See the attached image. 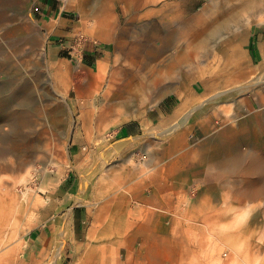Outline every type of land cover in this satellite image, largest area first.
<instances>
[{
	"label": "rangeland",
	"instance_id": "obj_1",
	"mask_svg": "<svg viewBox=\"0 0 264 264\" xmlns=\"http://www.w3.org/2000/svg\"><path fill=\"white\" fill-rule=\"evenodd\" d=\"M42 1L0 0V250L17 240L33 195L44 193L46 176L68 162L72 141L99 146L103 136L128 120L148 118L173 89H184L199 76L208 91L198 108L215 105L209 112L214 127L231 132L225 139L195 133L187 140L189 146L208 151L196 156L199 174L213 175L189 188L191 198L199 200L190 222L192 258L200 264H264V193L243 194L254 178L243 172L246 157L230 172H219L216 163L264 141V68L247 64L236 49L230 48L231 58L214 49L236 40L251 24L264 23V3L261 10L241 12L221 27L210 40L209 54L196 53L178 64L177 51L214 31L220 23L216 17L236 0H58L60 13L46 21L38 9ZM180 8L183 18L175 14ZM80 9L89 20L85 26ZM102 15L114 18L109 37L91 25ZM90 47L105 49L107 58L92 63L86 57ZM191 60L193 68L186 65ZM98 70L103 78L97 77ZM112 82L120 89L111 102L104 90ZM149 138L156 147L172 143L168 137ZM140 154L132 153L134 162ZM60 237L51 261L55 257L54 262L69 264L79 256L73 242ZM139 243L133 239L119 251L113 244V252L121 261H147V248L140 249Z\"/></svg>",
	"mask_w": 264,
	"mask_h": 264
},
{
	"label": "crops",
	"instance_id": "obj_2",
	"mask_svg": "<svg viewBox=\"0 0 264 264\" xmlns=\"http://www.w3.org/2000/svg\"><path fill=\"white\" fill-rule=\"evenodd\" d=\"M57 1L37 3L44 21L60 13ZM236 37L225 42L227 53L236 49L247 64L264 68V23L251 24ZM107 53L90 47L86 57L98 64ZM186 65L193 68L195 64L191 60ZM206 89L204 79L193 76L184 89H173L168 99L151 108L148 118L146 114L143 120L124 122L112 135L103 136L99 146L72 141L68 162L46 176L44 193L33 195L17 240L0 250V264H63L59 259L54 262L55 257L51 261L59 235L73 242L72 250L79 256L69 264H177L172 260L200 264L192 258L194 247L189 238L194 230L191 219L197 216L194 203L199 200L191 198L189 188L202 178L209 179L208 173L199 174L201 164L196 158L208 151L189 146L187 140L195 133L211 138L218 131L209 116L215 105L197 109ZM220 112L230 117L229 111ZM147 137H168L172 143L156 147ZM135 150L146 158L134 162ZM138 238L140 249L147 248V261H121L113 252V244L119 251Z\"/></svg>",
	"mask_w": 264,
	"mask_h": 264
},
{
	"label": "bare ground",
	"instance_id": "obj_3",
	"mask_svg": "<svg viewBox=\"0 0 264 264\" xmlns=\"http://www.w3.org/2000/svg\"><path fill=\"white\" fill-rule=\"evenodd\" d=\"M227 3H229V0ZM263 3H264V0H236L235 5L228 8L229 10H225L223 13H221V16L216 17V19H218L217 21L220 23H218V25L216 26V29L214 31H209L206 33V35L200 36L197 40L196 39L194 41L192 40V42H194V43L191 42V44L187 45L185 48L177 51L176 60H179L178 64H183L185 61H187L186 57H192L193 54H196V53H204V54L208 53L209 54V51H211V48H212L210 46V44H211L210 40L212 39V37H215V36H217V34L221 33V31H220L221 27L227 26L229 21L231 19L237 17V15H239V13H241V12H247L248 13V12H255L257 10L258 11L261 10ZM79 14L81 17L82 25L85 26L86 25L85 21H87V22L89 21V20H87L86 11L83 9H80ZM175 14H177V16H179L180 18H183L185 16V13L183 10H181V8ZM114 23H115L114 18L111 15H107V16L102 15V16L97 17V19H95L91 23V25L93 26L92 28L94 31L99 30L101 32H104L109 37V34L112 33V31L115 27ZM93 35L99 36L98 34H95V33ZM105 40H109V38H106ZM214 49L216 51H221L224 53H227V51H228V48H227V46H225V43L219 45L218 47H216ZM188 62H186V63H188ZM97 77L103 78V70H98ZM119 89H120V87H117V85H115L113 82L108 84V86L104 90L106 97L112 102L113 98L117 95V90H119ZM207 91H208V89H206L205 92L207 93ZM98 92H99V90H98ZM220 92H222V91H220ZM213 94H215V93H213ZM257 95H258V93H255L256 100L261 105L262 104L261 99L258 98ZM205 99H207V98H205ZM111 106H112V104H111ZM197 109H198V107H197ZM189 111L190 110H188V112ZM226 115H228V113H226ZM250 116L255 117L256 115L251 112ZM31 128H33V127H31ZM229 129L230 128L227 127V130H226V127H225V128H223V130L212 132L210 134V136H211V138H214V139L216 137L225 139V138L229 137V135H230L229 132H231V130H229ZM245 157H246L247 162L244 163L245 165L242 168L243 172H245L249 175H253L254 178H253L252 182H250L247 186H245L246 188L244 189L243 194H245L247 196H251V195H254L256 193H261V192L264 193V141L262 143L256 145L253 148H249V150L245 151L244 153H241L240 151L236 150V151H234V153L231 157H228V158L223 159V160L217 159L216 163L219 166L218 171L219 172L222 171V173H223V172H230V171H233V170L240 168V165H241V163ZM211 177H213L212 174L210 175V178Z\"/></svg>",
	"mask_w": 264,
	"mask_h": 264
},
{
	"label": "built area",
	"instance_id": "obj_4",
	"mask_svg": "<svg viewBox=\"0 0 264 264\" xmlns=\"http://www.w3.org/2000/svg\"><path fill=\"white\" fill-rule=\"evenodd\" d=\"M138 158H139V160H143V159H145V155L144 154H140V156Z\"/></svg>",
	"mask_w": 264,
	"mask_h": 264
}]
</instances>
